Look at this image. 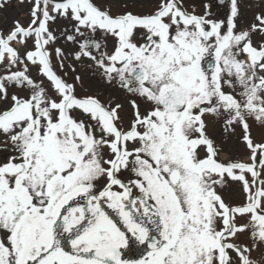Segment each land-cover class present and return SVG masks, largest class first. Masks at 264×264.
<instances>
[{"label": "snow or ice", "instance_id": "snow-or-ice-1", "mask_svg": "<svg viewBox=\"0 0 264 264\" xmlns=\"http://www.w3.org/2000/svg\"><path fill=\"white\" fill-rule=\"evenodd\" d=\"M28 3L0 30V264H264V11ZM84 64L126 103L79 95ZM212 124L250 162L220 159Z\"/></svg>", "mask_w": 264, "mask_h": 264}, {"label": "rangeland", "instance_id": "rangeland-1", "mask_svg": "<svg viewBox=\"0 0 264 264\" xmlns=\"http://www.w3.org/2000/svg\"><path fill=\"white\" fill-rule=\"evenodd\" d=\"M251 0H241V10H242V24L247 25L253 22V18L251 21L247 19L246 15H249L250 11L254 10V13L261 11L262 7L255 5L252 6L250 3ZM110 2V0H109ZM143 6L138 8L139 11L146 12L150 11L151 8L149 6V0H141ZM206 0H186L185 7L192 10V6H197V12H203V3ZM30 4L28 0H24L22 3L21 0H10L8 6L0 10V30H4L7 32L10 30L13 21L19 20L22 24L27 26L30 16H29ZM115 10V9H114ZM213 12L216 13L220 18L222 17V13L225 11L223 7H214ZM62 43V41H61ZM57 71L60 72L61 75H64L66 71L68 73L66 79L69 81L73 78V73L66 67L64 70H60L57 68ZM77 73L80 74L83 78V86H78L77 92L79 95H98L99 98L107 103L111 101L113 104L115 103H126L123 100V95L120 92H114L111 88L104 85L102 78L99 76V73L93 74L92 69H90L87 64L77 65ZM239 133V129H237ZM210 135L217 138V142L220 143L223 141L221 147L222 151L220 152V157L222 160H234L240 159L242 156H248L246 162L249 161L250 152L244 147V145L239 142L236 137L227 138L225 137L221 125L220 124H212L209 127ZM253 135L258 142L264 141V129L258 128L254 125L253 127ZM220 158V159H221ZM225 199L232 201L234 203H239L243 199V194L240 191V186L238 184H232L229 187V191L225 194ZM241 239H244L243 237ZM260 253H254V256H259ZM126 258H139V253L133 255L132 253H128L126 251Z\"/></svg>", "mask_w": 264, "mask_h": 264}, {"label": "flooded vegetation", "instance_id": "flooded-vegetation-1", "mask_svg": "<svg viewBox=\"0 0 264 264\" xmlns=\"http://www.w3.org/2000/svg\"><path fill=\"white\" fill-rule=\"evenodd\" d=\"M252 4H253V3H252ZM249 17H250V20H251V19H252V16L249 15Z\"/></svg>", "mask_w": 264, "mask_h": 264}]
</instances>
